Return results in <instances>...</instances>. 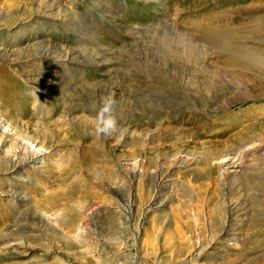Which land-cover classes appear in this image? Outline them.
Here are the masks:
<instances>
[{
  "label": "rangeland",
  "instance_id": "obj_1",
  "mask_svg": "<svg viewBox=\"0 0 264 264\" xmlns=\"http://www.w3.org/2000/svg\"><path fill=\"white\" fill-rule=\"evenodd\" d=\"M53 1L0 0V138L12 130L0 169L24 134L44 140H24L44 155L17 170L31 184L0 172V252L20 245L2 264H264V87L243 96L250 81L224 77L215 49L177 37L200 0ZM228 1L240 0L206 6ZM63 8L96 37L72 33ZM47 47L110 54L102 65L78 56L59 78L22 60ZM106 99L118 126L97 136Z\"/></svg>",
  "mask_w": 264,
  "mask_h": 264
},
{
  "label": "bare ground",
  "instance_id": "obj_2",
  "mask_svg": "<svg viewBox=\"0 0 264 264\" xmlns=\"http://www.w3.org/2000/svg\"><path fill=\"white\" fill-rule=\"evenodd\" d=\"M137 1L143 3L146 2V3H155V4L163 3L167 5L166 0H137ZM241 1H243L245 5L238 4L239 2L242 3ZM248 1L249 0H240L239 2L236 1V4H238V6L235 3L228 1V3H226L229 4L227 8H224V10L216 12L215 10L213 11V9L211 10L207 9L206 6L207 0H200L201 6L198 11H202V12L199 13H197V11L192 12L191 17L185 19V23L181 28V32H180L181 34L179 33L177 37L181 40H185V38H187L190 41V43L191 42L193 43L194 41L203 42L204 44L201 43L203 48L215 49V51L212 53L215 56L217 62L222 66L221 71L222 74L225 75L224 77L228 76L233 79V80L231 79L232 81H234L235 78L238 79L237 81H239V79L244 80L245 81L244 83L250 81V83L248 84H251V86H248L247 84L245 85L242 84L245 87L243 90H241V93L243 96L252 97L255 91L260 90L261 88L264 87V20H263L264 14L262 16H259V12L262 10L260 9L262 7L261 4L264 3L263 2L264 0H250L249 2ZM56 2H58V0L53 1V3ZM53 6L54 5L51 3L45 6V8L49 10ZM71 8H63L59 11L60 22L62 24L67 25V27L70 29L72 33L84 35L86 34L85 32H90L91 38L96 37L97 33L94 29L92 31L93 27L92 26L90 27L91 24L90 25L86 24L89 19L85 18L84 16L85 14L84 15H82L83 13L79 14V12L74 11ZM103 9L104 10L101 13L102 15L106 16L110 14L108 11V6H103ZM235 14L239 16L238 17L239 19H235V17H233ZM240 18H243L242 21H240L241 20ZM243 23H247L246 29L242 27L239 28V25H242ZM182 44L184 46V43ZM63 48L61 47L58 49L56 48L52 49L50 47H47L45 52L43 53L35 52L34 54H27L26 56H23L22 60L24 62L35 63V65H32L33 69L40 68L41 65L40 62L47 61L49 62V65H48V70L46 71L45 74L49 73V71L50 73L51 72L54 73L55 69L56 70L58 69L56 75L57 77L60 78L65 74L64 70L69 69L70 68L69 65L75 60L76 57L78 58V56L80 57L82 56L83 59L86 58L92 61L95 60V62L98 65H102L105 62L103 60L105 56L106 55L108 56L110 54L109 49L106 50L98 47H95L87 51L88 54L82 52L80 53L79 51H74V50H64ZM193 48L194 47L190 46V44L188 43L186 44V48H185V52H187L186 56L188 58H191L196 63V66L198 65V63H200L201 64L200 66H202L204 61H206L207 56L204 54L196 53L195 52L196 50H194ZM209 56H211L210 52H209ZM190 65L192 66L191 63ZM259 65H261L262 67H260ZM255 67L256 68L260 67L259 71H257L258 68L254 69ZM208 69L209 68H207V70ZM207 70H205L204 72L205 75L208 76L209 74L208 72L210 71ZM255 72L257 73V75L254 74ZM218 73L217 75H219ZM219 77L221 76L219 75ZM219 77L217 76L218 80L220 79ZM220 81L219 83L223 84ZM240 82L241 81H239L238 83ZM242 85L241 87L243 88ZM255 86H258L257 90H255L256 89ZM60 89L62 88L60 87ZM60 89L59 86H56L55 84L51 88L53 92ZM41 107L42 106H38V111H42ZM2 122L8 123L7 127L10 125V121L8 122L5 121L0 113V125ZM5 130L2 132L3 137L0 138V142L2 143L10 142V139L8 140L6 139L7 136L11 135L12 130H7V131ZM15 132H17V130H14V133ZM24 140H26V142L30 141L31 144L37 143V145L40 143L42 144L44 143L43 137L41 135L36 138L35 137L29 138L24 134L23 140H21L19 143H16L17 145L15 144L16 150L14 151L15 153L13 154V156L10 158H6L2 162L3 167L0 169V172L14 174L15 177L20 179L21 181L31 184L32 182L31 179H26L21 173H18L17 170L23 165H27V166L38 165L39 158H41V156L44 155L40 154V149H42V146H39L40 149L38 150L29 149L27 143L24 142ZM35 169L37 170L38 168ZM14 195H16V197H21L22 199L25 198V195L22 196L23 195L22 193L14 194ZM158 204L161 205L162 203H158ZM0 238H2V236H0ZM19 247H20L19 243H11L5 251L0 252V264L6 261H10L14 258H17L18 257L17 250ZM58 264H68V263H58Z\"/></svg>",
  "mask_w": 264,
  "mask_h": 264
},
{
  "label": "clouds",
  "instance_id": "obj_3",
  "mask_svg": "<svg viewBox=\"0 0 264 264\" xmlns=\"http://www.w3.org/2000/svg\"><path fill=\"white\" fill-rule=\"evenodd\" d=\"M118 121L114 115L113 101L106 99L97 113L95 133L97 136H110L116 131Z\"/></svg>",
  "mask_w": 264,
  "mask_h": 264
}]
</instances>
